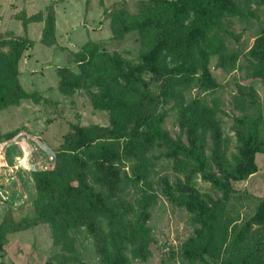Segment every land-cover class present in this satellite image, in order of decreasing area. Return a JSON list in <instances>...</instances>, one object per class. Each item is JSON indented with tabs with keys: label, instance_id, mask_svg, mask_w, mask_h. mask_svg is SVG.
Masks as SVG:
<instances>
[{
	"label": "rangeland",
	"instance_id": "374dc122",
	"mask_svg": "<svg viewBox=\"0 0 264 264\" xmlns=\"http://www.w3.org/2000/svg\"><path fill=\"white\" fill-rule=\"evenodd\" d=\"M152 1L0 0V41L25 38L33 43L20 58L17 78L23 91L39 97L16 99L13 94L9 105L0 109V264H120L121 259L129 264H239L244 260L264 264V86L251 73L255 61L250 54L256 41L264 39V0H218L222 14L213 21L211 36L221 40L223 50L209 60L215 87L203 89L196 72L186 84L171 90L157 109L164 133L202 153L204 173L194 161L175 158L162 145L144 156L127 154L126 133L131 126L120 138L110 136L117 125L111 124L109 111L93 107L86 87H75L70 93L59 87V68L79 74L75 55L89 41L138 66L148 51V40L139 30L117 35L110 21L116 9L139 15ZM181 15L184 24L192 19L184 9ZM49 19L54 31L48 36L52 44L46 45L42 37ZM1 50L6 53L9 48ZM178 62L168 56L164 65L172 68ZM142 78L151 92L159 94L160 83L150 73ZM91 90L98 93L96 88ZM249 120L258 123L259 133L251 162L240 141V136L250 135ZM75 128L91 129L89 141L94 148L107 145L98 168L92 165L82 174L94 195L107 209L115 210L112 220L117 223L118 216L128 225L140 208L147 207L150 253L143 250L145 258L134 256L132 242L108 244L85 224L68 225L56 208L38 217L43 211L36 201L32 173L51 169L61 152L75 147L79 142ZM78 152L85 162L86 150ZM252 169L243 179L231 177ZM204 174L227 184L230 195L215 188ZM72 185H76L73 178ZM211 213L214 243L207 252H196L190 241L199 242L197 232L203 231L204 217ZM99 220L102 225L95 228L107 233L108 220Z\"/></svg>",
	"mask_w": 264,
	"mask_h": 264
},
{
	"label": "trees",
	"instance_id": "16d2710c",
	"mask_svg": "<svg viewBox=\"0 0 264 264\" xmlns=\"http://www.w3.org/2000/svg\"><path fill=\"white\" fill-rule=\"evenodd\" d=\"M181 9L192 15V19L187 24H184L185 19L181 15ZM221 14L222 4L218 0H153L143 7V13L139 15H130L124 8L116 9L110 21L112 32L121 35L139 30L149 42L148 51L141 57V63L138 66H131L118 56L100 50L95 42L89 41L75 55V61L80 68L79 74H74L68 68H59L61 76L59 87L63 93H70L75 87L79 89L86 87L93 107L109 111L112 115L111 124L114 127L117 125V131L110 132V136L114 133V138H120L126 133L128 126H131L126 133L127 154L144 156L155 146L162 145L172 150L175 158L182 157L194 161L195 168L204 173L202 153L173 141L164 133L160 128L162 120L161 116L157 115V109L170 96L171 90L186 84L196 72L200 74L203 89L215 87V79L209 70V60L211 55L222 53L223 44L220 39L211 35L213 21H216ZM157 27H159L158 32L154 31ZM53 31V21L49 19L45 22L42 43L52 44L48 41V36ZM175 45L180 48H174ZM3 46L9 48L6 53L1 50ZM32 47L33 43L25 38L0 41V109L9 105L13 94H16V99L39 100L35 94L31 95L23 91L17 78L20 58L26 49ZM162 50H166L165 55ZM250 54L255 61L251 73L264 86V39L260 38L256 41ZM168 56L176 57L179 61L172 68L164 65ZM145 73H150L153 79L160 83L159 94H154L148 89L142 78ZM70 78L72 84L68 85ZM91 88H96L98 93ZM248 126L251 128L250 135L247 138L240 136V141L245 148V155L251 162L252 154L257 150L259 142L258 123L249 120ZM75 130L79 137L75 147L69 152H61L51 169L32 173L38 195L36 201L38 205H42L43 211L38 217H46L50 209L52 213L56 208L57 215L68 225L76 227L85 224L95 237L108 244L132 242L135 245L134 256L145 258L146 254L143 255L142 251L150 253L149 233L145 225L148 216L147 207L140 208L135 221L128 222V225L123 224L118 216L117 223L112 220L116 217V213L113 212L115 210L107 209V204L94 195L84 184L85 176L82 174V170L90 169L92 165L98 168V160L106 153L107 145H100L96 149L89 141L93 134L90 128H75ZM121 131L122 134L119 135ZM81 148L86 150L85 162L79 158L78 151ZM179 165L183 166L182 163ZM253 172L252 169L245 173L231 174V177L243 179ZM204 177L225 196L230 195V187L222 183L218 177L206 174ZM72 178L76 181L75 186L72 185ZM104 211H108L110 216L107 217ZM100 218L108 220L107 233L102 230L97 231L98 228H95V225H102L103 220H99ZM50 221H53V218ZM51 223L56 225L55 222ZM215 234V217L214 213H211L204 217L203 231L197 232L199 242L192 239L190 245L196 252H207L214 243ZM120 264H129V262L121 259ZM239 264L253 263L244 260Z\"/></svg>",
	"mask_w": 264,
	"mask_h": 264
}]
</instances>
